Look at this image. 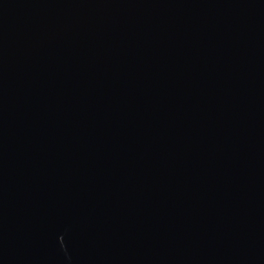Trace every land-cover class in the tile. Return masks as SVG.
<instances>
[{
    "label": "water",
    "instance_id": "95a60500",
    "mask_svg": "<svg viewBox=\"0 0 264 264\" xmlns=\"http://www.w3.org/2000/svg\"><path fill=\"white\" fill-rule=\"evenodd\" d=\"M0 264H264V0H0Z\"/></svg>",
    "mask_w": 264,
    "mask_h": 264
}]
</instances>
